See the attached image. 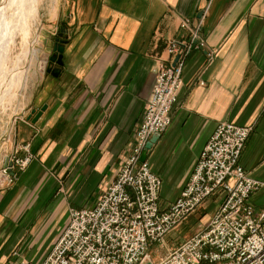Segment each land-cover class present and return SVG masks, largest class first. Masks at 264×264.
I'll return each instance as SVG.
<instances>
[{
  "label": "crops",
  "instance_id": "crops-1",
  "mask_svg": "<svg viewBox=\"0 0 264 264\" xmlns=\"http://www.w3.org/2000/svg\"><path fill=\"white\" fill-rule=\"evenodd\" d=\"M59 2L62 65L51 63L55 74L33 82L24 117L39 116L15 128L34 160L0 191V264H35L68 209L94 202L114 178L134 143L155 72L172 62L166 42L190 40L182 18L201 21L204 45L186 55L171 122L147 150L162 181L160 206L178 196L221 121L250 126L238 162L264 179V0ZM47 27L56 32L57 25ZM257 200L264 203L262 195Z\"/></svg>",
  "mask_w": 264,
  "mask_h": 264
},
{
  "label": "built area",
  "instance_id": "built-area-1",
  "mask_svg": "<svg viewBox=\"0 0 264 264\" xmlns=\"http://www.w3.org/2000/svg\"><path fill=\"white\" fill-rule=\"evenodd\" d=\"M191 32L192 43L202 48L198 26ZM168 46V52L181 56L175 66L155 74L131 153L124 158L116 179L92 208L70 211L67 225L42 264H119L121 259L125 264H152L144 253L147 237L160 238L212 194L223 198L202 231L160 264H199L202 260L207 264H264V208L254 213L246 202L251 192L264 186V180L246 175L238 164L249 127L230 121L217 123L179 197L166 210L158 207L160 178L139 157L149 138L171 122L183 59L192 44L171 40ZM9 169H0L1 186L12 180Z\"/></svg>",
  "mask_w": 264,
  "mask_h": 264
},
{
  "label": "rangeland",
  "instance_id": "rangeland-1",
  "mask_svg": "<svg viewBox=\"0 0 264 264\" xmlns=\"http://www.w3.org/2000/svg\"><path fill=\"white\" fill-rule=\"evenodd\" d=\"M4 1L5 0H0V12L2 11ZM59 1L60 0H51V1L50 0H40L39 7H38L37 12H36V17L38 18L37 19L38 20V26H37V29L35 30V33L37 34L38 37L36 38L37 39L36 43L33 44V47L36 49V55L32 58H29V59L24 57V58H22L21 62H19L20 63L19 68H21L23 70H27L26 85L20 89H16L15 87L13 89H11L10 93L12 94V96L9 97L7 95L5 100H3V103L0 104L1 105L0 106V169L3 170V168H6V166H9L10 167L9 173H10V176L12 177V180L10 182H7L6 184L4 183L5 185L3 184V186H1L2 184L0 183V191L11 187L16 182V180L18 179L20 173L23 172L30 165V163L34 160V154L31 151L30 143L29 142H22V143L17 142L16 137H15V128L19 122H21V121H24V122L27 121L28 122L29 119H31V116H30V118H27V119L24 117V113L26 110L25 104L27 101L26 98L29 94V91L33 87V84L36 82V78L41 77L45 73H49L47 71V68L51 67L52 62H50L51 55H48V52L50 54H51V52H53L52 47L54 45L55 38L60 37V30L58 31V27H60L61 24L58 23L59 21L57 18L58 6L60 3ZM49 4H51V5H49ZM184 23H185V25H184ZM49 24L57 25V29H56V32L54 34L47 32L48 31L47 26ZM197 26H198V32H199L198 42L201 41L204 45V40H203L201 33H200L201 21H198V23H195L194 25L191 24V21L189 18H182L180 21V27L183 29H186L189 32L190 40H189V42L184 43V44H192L189 52L192 49L197 48V47H195V43H192L193 40H192V34H191L192 33L191 28L193 29L194 27H197ZM61 28L64 29V27H61ZM20 40H21L20 38H17L15 45L11 46V49L8 52L7 62L9 64H7V62H6V66L8 68L13 67L14 57L19 56L18 54H20V47H21V45H20L21 41ZM171 40H177V39H169L166 42L164 49L167 52V54L170 56V58L172 59V62L168 63V64L161 65L156 70L155 74L160 69H166V68H170V67L175 66L176 62L179 60V58L181 56V54H179V53L172 54V53L168 52V50H167V48L169 47L168 43ZM178 41H180V40H178ZM181 43H183V42L181 41ZM198 49H201V48H198ZM176 57H177V59L175 60ZM10 58H11V60H10ZM184 63H185V58L183 59L182 68H181V72L179 75L181 85H182V70L184 67ZM9 65H10V67H9ZM181 85H180V87H181ZM6 88H8L7 85H6ZM16 92H18V94L14 97V94ZM177 95H178V93H177ZM7 97H8V99H7ZM8 101H9V103H8ZM31 114L32 113H30L29 115H31ZM221 122H224V121H221ZM241 126L249 127V131L251 129L250 126H248V125H241ZM249 131H248V133H249ZM247 136H248V134H247ZM247 136H246V138H247ZM243 146H244V144H243ZM131 148H132V146L129 149L130 151H129L128 155L131 153ZM199 155H200V153H199ZM199 155H198V157H199ZM26 158H28V161L26 164L23 165L21 163V161H24ZM197 158H196V160H197ZM123 160L119 163L114 178L107 181L105 184L101 185L102 188L99 190V193L97 194L94 202H92L91 204H88L86 206L79 207V208H69L68 209V212L66 215V220H65L66 221L65 225H63L60 228L59 233H58L57 237L55 238V240L53 241V243L51 244V246L48 248L46 253L43 254L42 257L37 262H35V264H42L46 260V258L48 257V255L52 251L54 245L57 243L62 231L64 230L65 226L67 225L71 210L89 209V208H92L96 204L97 198L102 194V192L104 191L106 186L116 179L118 169H119L120 165L122 164ZM196 160H195V162H196ZM144 161H146V159ZM195 162L193 164V167L195 165ZM147 164H148V162H147ZM238 164H239V162H238ZM148 167H149V164H148ZM193 167H192V169H193ZM149 169L151 172H153L150 167H149ZM192 169L190 171V174L192 172ZM243 171L245 172L246 175H248L244 169H243ZM190 174H189V176H190ZM155 175H157V174H155ZM189 176L187 177L185 183L187 182ZM257 180H260V179H257ZM263 180L264 179H261L260 181H263ZM185 183H184V185H185ZM184 185L182 186V188L184 187ZM161 186H162V181L160 179V190H161ZM182 188L180 189L179 194L175 198V200L179 197ZM160 190H159V195H158V207L160 210H166V209H168V207L172 203L175 202V200L173 202H171L168 206L162 208L159 204ZM127 191L131 194L130 190L127 189ZM259 195H262L263 199H264V186L257 188L256 190L251 192L246 198V202L249 205H251L254 213H257V211L264 208V203L260 205V202L257 200V197ZM222 198H223L222 194H212V195H209V196L203 198L200 205L193 212L187 213V215L179 223L172 225L169 229H167L162 234V236L160 238L147 237V240H146L147 245L144 249V253L149 257L150 262L152 264H160L161 259L168 257L172 252H174L176 249H178L182 243H184L186 240L190 239L194 235L201 232L204 225L206 224L209 216L219 206ZM119 246H120V242H119ZM127 250L131 251V245H128ZM13 254L17 255L18 253L15 251V252H13ZM20 263L21 264H27V262H25L24 259H22ZM119 264H125V261L123 259H121V262ZM199 264H207V261L202 260Z\"/></svg>",
  "mask_w": 264,
  "mask_h": 264
},
{
  "label": "bare ground",
  "instance_id": "bare-ground-1",
  "mask_svg": "<svg viewBox=\"0 0 264 264\" xmlns=\"http://www.w3.org/2000/svg\"><path fill=\"white\" fill-rule=\"evenodd\" d=\"M39 2L40 0H5L3 2L0 12V104L7 95L12 96L11 89L14 87L20 89L26 85L27 70L19 68V62L24 57L29 59L36 55L33 44L36 43L38 37L35 30L38 26L36 12ZM17 38L21 39L20 54L14 57L13 67L9 65L10 68H8L6 66L8 52L11 46L15 45ZM17 94L18 92L14 94V97Z\"/></svg>",
  "mask_w": 264,
  "mask_h": 264
},
{
  "label": "water",
  "instance_id": "water-1",
  "mask_svg": "<svg viewBox=\"0 0 264 264\" xmlns=\"http://www.w3.org/2000/svg\"><path fill=\"white\" fill-rule=\"evenodd\" d=\"M64 43H65V39L62 38L61 34H60V37L55 38V42H54V45L52 47L53 55L50 57V62L55 63L59 66L62 65V54H63V50H64ZM176 59H177V57L175 58V60ZM47 71L54 73V70H52L50 68H47ZM43 109H44V106L41 108V110H43ZM33 112L34 111H32L31 113H33ZM38 114H39V112L36 114V116L34 118H32V122H35V120L39 116ZM30 116L31 115H29L27 118H30ZM158 135L159 134L152 135L150 137L149 141L146 142L145 147L142 150L140 157H139L140 161H143L146 159L147 150L151 147V144L156 141Z\"/></svg>",
  "mask_w": 264,
  "mask_h": 264
}]
</instances>
